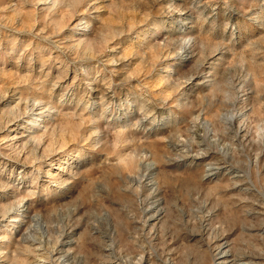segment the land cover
Instances as JSON below:
<instances>
[{"label": "rangeland", "instance_id": "obj_1", "mask_svg": "<svg viewBox=\"0 0 264 264\" xmlns=\"http://www.w3.org/2000/svg\"><path fill=\"white\" fill-rule=\"evenodd\" d=\"M0 146V264H264V0H0Z\"/></svg>", "mask_w": 264, "mask_h": 264}, {"label": "bare ground", "instance_id": "obj_2", "mask_svg": "<svg viewBox=\"0 0 264 264\" xmlns=\"http://www.w3.org/2000/svg\"><path fill=\"white\" fill-rule=\"evenodd\" d=\"M36 115V117H38V119L35 121V123L34 122H31V125H32V129H38L39 128V126H41L43 123H45V117H43V115H41L40 113H37V114H35ZM45 115V114H44ZM229 120H232V117H229L228 118ZM49 122V121H48ZM25 123V122H24ZM28 124V123H27ZM47 127V126H46ZM24 129V126H23V123H17V124H15V123H11V125L10 126H8V128L7 129H5V131L3 132V133H6V136H5V139H7V142H10V143H12V144H15V145H17L18 147H22L23 145H24V143H26V141H28L29 140V136H27L26 135V130L24 131L23 130ZM39 134V133H38ZM34 136V135H33ZM1 147V146H0ZM199 149V148H198ZM201 159H203V158H201ZM200 158H197L196 160H201ZM209 161V160H208ZM208 163V162H207ZM23 165V164H22ZM154 166V165H153ZM28 167V166H27ZM71 167V166H70ZM206 168V167H205ZM58 171H60V172H56V174L54 173V174H50L48 171H45V172H43V173H40L42 170H40V167L38 168V174H42L41 175V180L40 181H43L44 179L43 178H51V179H56V178H54L55 176L57 177V178H59V180L60 181H63V183H67L68 182V180H69V177H68V174H66V170H65V168H63V169H61L60 167H57L56 168ZM223 169H225V167L223 166V165H220V164H209V167H207L206 168V170H205V173H206V177L208 178V179H211V178H214V177H216V175L219 173V172H221V170H223ZM37 171V170H36ZM232 171V170H231ZM70 175V174H69ZM242 176V175H241ZM62 178H65V179H62ZM240 178H242V177H240ZM5 180H6V182L8 183V185H6L7 187H9V184H11V180H10V178L9 179H6V178H4ZM22 179H23V177H22ZM70 179H71V177H70ZM57 180V179H56ZM212 180V179H211ZM50 181H52V180H50ZM23 182V181H22ZM38 182V181H37ZM242 182V181H241ZM13 183V182H12ZM39 183V182H38ZM51 183V182H50ZM20 184V183H19ZM63 185V184H62ZM32 187H35V186H32ZM36 189V188H35ZM42 189V188H41ZM65 189V188H64ZM4 193V192H3ZM10 199H11V196H10V194L8 195V194H6V193H4V194H2V191L0 190V204L2 205L3 204V202H5V201H10ZM6 203V202H5ZM154 207L153 208H151L148 212L149 213H151L152 215H151V221L152 222H154V221H156V220H158V218L161 216V214H163V207H162V202L161 201H156L155 203H154ZM30 202L29 201H27L26 200V198L25 199H23L20 203H19V206L18 207H16V208H8V209H6L5 210V212H4V216H3V219L4 218H6V216H9V218H11V222L14 224V227L16 226V224H22L23 223V219H25L26 217H27V214H28V211L30 210ZM9 207V206H8ZM2 219V220H3ZM2 220H0V228L1 227H3L4 225H3V221ZM41 221V220H40ZM151 221H150V223H151ZM3 225V226H2ZM154 225V224H153ZM152 225V226H153ZM6 228V227H5ZM8 231V230H7ZM32 240V239H31ZM67 241V240H66ZM34 242H36V240L34 241ZM41 242V241H40ZM39 242V243H40ZM39 243H33L32 244V246H33V248H34V251L35 252H37V253H40L42 250H43V247H44V245L43 244H39ZM64 243V242H63ZM41 245L43 246V247H41ZM222 245V244H221ZM220 245V247L218 248L219 249V252L216 254V258H215V260H214V262H213V264H226V260L228 259V254H227V249H226V247L225 246H221ZM226 245V244H225ZM73 247V244H72V242H65L63 245H62V248L63 249H70V248H72ZM33 251V252H34ZM60 251V250H59ZM73 251V250H72ZM107 252L108 251H111V248L110 249H108V250H106ZM43 252V251H42ZM36 253V254H37ZM61 253V252H60ZM110 253V252H109ZM41 254V253H40ZM70 254H72L71 252H70ZM37 256H39V255H37ZM42 256V255H41ZM41 256H40V258H41ZM67 256V255H66ZM70 256V255H69ZM111 257V256H110ZM244 258V257H243ZM42 259V258H41ZM44 259V258H43ZM42 259V260H43ZM63 259V258H62ZM46 260H48L47 258H46ZM64 260V259H63ZM36 261V260H35ZM41 261V260H40ZM60 261H61V259H60ZM44 262H45V260H44ZM43 262V263H44ZM48 262V261H47ZM231 262V261H230ZM233 262V261H232ZM46 263V262H45ZM44 263V264H45ZM234 263V262H233ZM48 264H50V263H48ZM118 264V263H117ZM250 264V263H249ZM252 264V263H251Z\"/></svg>", "mask_w": 264, "mask_h": 264}]
</instances>
